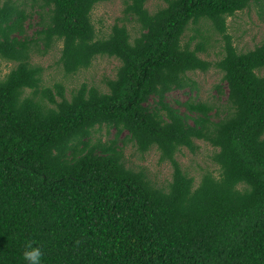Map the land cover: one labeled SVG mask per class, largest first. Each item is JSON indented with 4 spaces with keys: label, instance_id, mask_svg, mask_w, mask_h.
Instances as JSON below:
<instances>
[{
    "label": "trees",
    "instance_id": "trees-1",
    "mask_svg": "<svg viewBox=\"0 0 264 264\" xmlns=\"http://www.w3.org/2000/svg\"><path fill=\"white\" fill-rule=\"evenodd\" d=\"M105 1L0 0V60L12 63L0 76V264H27V242L43 264H264V41L238 50L226 23L251 4L264 16V0H121L98 36L92 11ZM209 35L214 59L201 55ZM57 44L63 75L117 59L105 89L43 84L31 57ZM210 68L221 109L190 94L189 74ZM195 140L214 166L197 181L176 160ZM126 142L154 147L169 181L127 165Z\"/></svg>",
    "mask_w": 264,
    "mask_h": 264
},
{
    "label": "rangeland",
    "instance_id": "rangeland-1",
    "mask_svg": "<svg viewBox=\"0 0 264 264\" xmlns=\"http://www.w3.org/2000/svg\"><path fill=\"white\" fill-rule=\"evenodd\" d=\"M160 5H164V0H147L145 4L148 10H154ZM122 9L123 4L121 0H107L94 7L92 19L98 36L108 32L109 26L116 21V18L122 16ZM262 14L263 12H261L255 4H251L248 8L236 11L235 15L226 19L227 31L231 34L233 44L238 50L243 51L251 49L253 46L262 42V40L264 41V16H260ZM126 26L132 36L137 33V26L134 22H126ZM191 33V31H187V34ZM183 40H186L185 36ZM215 40H219L218 36H210V46L207 47L206 52L201 53L202 57L207 59H214L216 57L215 53L220 50V42H215ZM59 47V44H57V46L45 56L33 54L31 57L32 62L43 67V84L50 85L53 81L58 80L65 86L67 91L78 86L80 83L105 89L102 79L104 77H113L115 67L118 64L117 59L97 56L87 69H80L73 74L63 75L60 68L54 63L58 56ZM10 67H12L11 62L0 60V76L8 72ZM189 76L197 85V90L192 91L190 93L191 96L202 101H214L221 109L220 106L223 105L225 100V92L217 99V93L214 88V86L220 82L221 74L216 69L210 68L206 72L197 71L190 73ZM167 98L184 100L187 96L183 95L181 91H174L169 93ZM103 133L104 130L102 128L100 132L94 136L101 135V138L105 139L106 137ZM108 136H111V132ZM195 143L198 145V148L194 152L182 148L181 151L176 154V160L181 167L197 181L201 169H213L214 166L210 160L213 148L201 140H195ZM122 150L126 164L135 169H143L147 177L154 184L163 186L169 181L171 166L168 162H158V151L154 147L141 154L134 149L131 143L126 142Z\"/></svg>",
    "mask_w": 264,
    "mask_h": 264
},
{
    "label": "clouds",
    "instance_id": "clouds-1",
    "mask_svg": "<svg viewBox=\"0 0 264 264\" xmlns=\"http://www.w3.org/2000/svg\"><path fill=\"white\" fill-rule=\"evenodd\" d=\"M22 256L27 261V264H43V252L38 245L32 242H27V245L22 250Z\"/></svg>",
    "mask_w": 264,
    "mask_h": 264
}]
</instances>
